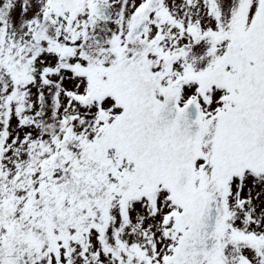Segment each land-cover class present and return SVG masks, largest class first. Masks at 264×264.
Instances as JSON below:
<instances>
[{
  "label": "snow or ice",
  "instance_id": "obj_1",
  "mask_svg": "<svg viewBox=\"0 0 264 264\" xmlns=\"http://www.w3.org/2000/svg\"><path fill=\"white\" fill-rule=\"evenodd\" d=\"M0 264H264V0H0Z\"/></svg>",
  "mask_w": 264,
  "mask_h": 264
}]
</instances>
